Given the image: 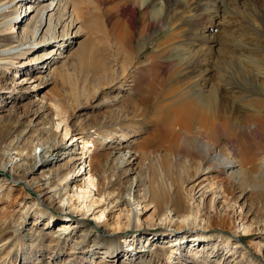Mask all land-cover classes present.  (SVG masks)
I'll return each mask as SVG.
<instances>
[{
	"label": "rangeland",
	"instance_id": "rangeland-1",
	"mask_svg": "<svg viewBox=\"0 0 264 264\" xmlns=\"http://www.w3.org/2000/svg\"><path fill=\"white\" fill-rule=\"evenodd\" d=\"M5 1L17 12L16 43L30 39L44 6L55 9L48 13L54 24L65 9L67 17L55 40L44 38L45 28L25 57L10 60L3 78L0 264H264V201L251 192L236 187L233 220L222 226L215 215L225 216L233 202L213 208L212 196L197 198L205 238L192 243L180 231L184 212L171 213L174 204L160 203L159 194L178 185L187 193L191 185L182 183L177 166H166L164 152L143 148L157 119L135 84L152 65L161 77L198 78L201 91L206 78L223 92L251 77L245 110L237 106L236 115L263 117L264 0H149L147 9L139 6L145 0H76L75 8L68 0ZM126 34L130 43L121 40ZM24 79L22 91L13 92ZM131 103L151 118H133ZM252 127L254 162L244 171L253 179L247 190L257 191L264 190V129L253 121ZM109 182L111 199L100 194ZM120 209L133 215L119 220L125 230L118 233ZM65 224L71 228L63 230ZM246 226L249 233L238 232Z\"/></svg>",
	"mask_w": 264,
	"mask_h": 264
},
{
	"label": "bare ground",
	"instance_id": "bare-ground-1",
	"mask_svg": "<svg viewBox=\"0 0 264 264\" xmlns=\"http://www.w3.org/2000/svg\"><path fill=\"white\" fill-rule=\"evenodd\" d=\"M148 1L149 0H145L143 4L139 6L143 9H147L149 4ZM71 2L75 8L76 0H68V4ZM51 7L52 4L50 6L49 4L44 6L43 13H41L30 39L25 42L16 43L12 38L13 32H11V22L17 18V12L16 10L9 12L10 6L8 3L5 0H0V94L5 89L3 78L8 71V66L11 64H9L11 59L15 58L17 60L25 57L28 50H32L33 46L37 44L39 33L45 28L46 37L44 38H48V40L51 41L53 38L54 40L56 39L55 31L58 25H61L62 21L64 23L67 17V10L65 9L60 15V21L54 24L52 14L48 19V13L55 10L51 9ZM133 10H135V8ZM136 15L137 10L131 12L129 16L128 24L133 27L136 22ZM18 19H20V17ZM146 29L147 25L145 26V30ZM49 36L51 38H49ZM121 40L122 42L130 43L132 41L131 34H126ZM128 53H131L130 48ZM82 54H84V52ZM126 55L128 57L127 53ZM90 57L91 56H89V58ZM158 57L160 56H155V59L157 60ZM128 59H132V56H129ZM82 65L84 69H89L88 63L84 62ZM148 71H150V73H148L147 76H139L135 80V84L137 83L136 90L138 91L136 92L148 96L144 103L148 106H153L154 116L152 119H157L153 124V134L148 136L144 143H142L143 148H152V150L156 151V154L157 152H164L167 157L165 161L166 166L170 169H172L173 165L177 166L179 172L185 175L182 183L187 186L191 185L187 193L181 191L187 190L185 187L178 185L174 186L173 190L176 191L173 193L163 192L159 194L161 198L160 203H162V200L165 201V199L170 198L175 206V210H171L170 212H175L176 215L179 212H184L182 219L183 227L180 228V231H184L185 236L186 234L187 236L190 235L193 240L191 241L192 243L203 241L205 238L203 236L205 230L201 229L200 226L202 224L198 220L200 208L197 209V207L200 205H196L197 198L205 202L206 198L212 196L211 202L213 208L222 200L224 205L229 206H231V202H233V207L231 206L232 208H228L229 213H226L225 216L219 217L218 214L215 215V217L221 219V226L233 220V215L231 213L238 203L235 200L239 199L236 196V187L241 189L240 191L242 193L251 192V194L255 195L258 199L264 201V190L256 191L253 189L252 185L251 190H247L253 179L244 171L246 166L254 162V158L251 157V150L248 147L251 133L253 131L255 132L254 127H256L254 126L251 128V122L253 121V123L260 124V126H262L261 128L264 129V116H257L252 120L251 115L247 112L242 113L240 116L239 114L236 115L237 106L245 110L246 100H243V94L249 90L247 87H249V85L251 86V77L246 79L241 78V80L234 83V86H237L240 90L234 87L237 91L226 88L223 92L219 89V81L206 78V80H204L206 81V90L201 91L199 90L201 86L198 84L199 81L197 82L198 78L196 77L173 78L169 75L167 77H161V75L153 74V65L148 68ZM206 73H208L207 70ZM152 76L154 77L153 79ZM26 80L27 79L22 80L21 83L15 82V89L13 92L22 91V85ZM141 82L143 83L141 84ZM229 85H231V83H229ZM196 89L198 92L195 91ZM132 105L134 109L133 118L136 119L139 117L147 119V111L139 109V104L134 103ZM149 123L150 121L146 122V124ZM67 135L68 130H66V136ZM3 139V136L0 137V147L2 146L1 142ZM85 145L84 149H90V140L85 141ZM98 163L99 165L102 164L101 161ZM126 163L131 162L126 160ZM214 174H216V176H214ZM218 181H222V185H219ZM89 183H92V180ZM112 187L113 186H111L109 182L107 186L102 188V190L106 191H103V193L100 192V194L105 193L107 198L111 199L114 195L111 191ZM112 204L110 203V205ZM195 208L197 211H195ZM194 211V215L196 214L195 219L192 217ZM215 211L217 210L214 209V212ZM132 215L133 211L126 213L125 210L120 209L117 216L116 229L118 233L125 230V227L123 228L119 220H121L123 216L131 220ZM164 217L165 221L171 218L167 214H164L163 218ZM170 221H173V219ZM105 225L110 226L109 224ZM68 228L70 229L71 226L69 227L68 224H65L63 230ZM238 232L246 235L250 232V228L246 226ZM175 237L176 241H179L180 237ZM111 242L115 244V240H111ZM226 245L230 246L229 240H226ZM135 250H137V248L131 249L130 252ZM155 252L153 250L149 251L150 254L148 256L152 262L156 256ZM174 252L175 250H171V255H173Z\"/></svg>",
	"mask_w": 264,
	"mask_h": 264
}]
</instances>
